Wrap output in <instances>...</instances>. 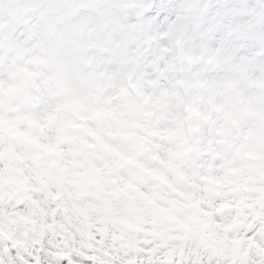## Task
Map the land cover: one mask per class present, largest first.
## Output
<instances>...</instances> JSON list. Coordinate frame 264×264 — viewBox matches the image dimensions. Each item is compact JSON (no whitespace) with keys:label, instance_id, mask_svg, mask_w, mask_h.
I'll list each match as a JSON object with an SVG mask.
<instances>
[{"label":"clouds","instance_id":"obj_1","mask_svg":"<svg viewBox=\"0 0 264 264\" xmlns=\"http://www.w3.org/2000/svg\"><path fill=\"white\" fill-rule=\"evenodd\" d=\"M0 264H264V0H0Z\"/></svg>","mask_w":264,"mask_h":264}]
</instances>
